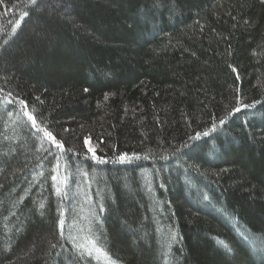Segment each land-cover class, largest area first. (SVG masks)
Returning a JSON list of instances; mask_svg holds the SVG:
<instances>
[{
    "label": "trees",
    "instance_id": "16d2710c",
    "mask_svg": "<svg viewBox=\"0 0 264 264\" xmlns=\"http://www.w3.org/2000/svg\"><path fill=\"white\" fill-rule=\"evenodd\" d=\"M0 264H264V0H0Z\"/></svg>",
    "mask_w": 264,
    "mask_h": 264
},
{
    "label": "snow or ice",
    "instance_id": "6c2138e0",
    "mask_svg": "<svg viewBox=\"0 0 264 264\" xmlns=\"http://www.w3.org/2000/svg\"><path fill=\"white\" fill-rule=\"evenodd\" d=\"M29 14L30 13L28 11H25L23 13V16L21 17V20H23L24 18L28 17ZM16 27H19V22H17ZM15 31H16V28H13V32H15ZM230 67H231V65H230ZM232 71L235 72L236 69L235 68H232ZM20 103L23 104V101H21ZM245 107H250V106H245ZM240 110H241L240 108H236L233 111L234 112H239ZM24 114L28 117L29 120L32 121V124L35 127L36 126V123H37L36 119L32 115H30L27 111H25ZM220 123L223 124L224 123V120H221ZM45 135L48 136V137H50V138L52 137V134L49 133V132H45ZM204 135H207V133H205ZM197 136H199V133L197 134ZM53 142H55V141H53ZM88 143H89L88 138H85V144L87 145ZM57 146L58 147H62V145H60L58 143H57ZM89 150L91 151V149H89ZM120 159H121V161H123L125 159V157L124 156H121Z\"/></svg>",
    "mask_w": 264,
    "mask_h": 264
}]
</instances>
